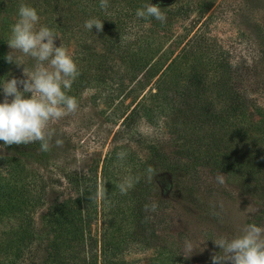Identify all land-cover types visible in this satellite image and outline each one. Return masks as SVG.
Listing matches in <instances>:
<instances>
[{
  "label": "trees",
  "instance_id": "16d2710c",
  "mask_svg": "<svg viewBox=\"0 0 264 264\" xmlns=\"http://www.w3.org/2000/svg\"><path fill=\"white\" fill-rule=\"evenodd\" d=\"M150 2L165 13V23L136 17L148 0H0L5 27L23 3L63 43H76L75 81L104 87L116 127L100 166L92 168L68 160L55 137L48 152L39 151V142L6 147L35 166L0 162V222L14 224L6 245L21 262L142 264L126 259L136 250L155 252L147 264H175L159 234L163 210L172 195L195 202L201 168L233 178L264 215V107L253 96L264 82L252 83L249 63L207 35L203 18L214 0ZM90 18L103 20L102 30L85 29ZM5 55L1 50L0 76L9 69ZM140 121L163 127L173 147L137 131ZM128 177L133 186L122 194L118 185Z\"/></svg>",
  "mask_w": 264,
  "mask_h": 264
},
{
  "label": "rangeland",
  "instance_id": "374dc122",
  "mask_svg": "<svg viewBox=\"0 0 264 264\" xmlns=\"http://www.w3.org/2000/svg\"><path fill=\"white\" fill-rule=\"evenodd\" d=\"M203 20L207 21V35L221 43L233 59L246 60L249 63L252 83L264 82V62L258 55L262 45L260 38L264 36L259 31L262 30L260 25L264 23V0H214L212 9ZM176 29L181 31L179 25ZM10 35L11 26L5 27L0 19V51L3 50L5 54L11 51L7 44ZM55 43L56 46L61 45L75 61L76 43H63L59 38ZM14 55L24 66L17 68L14 64H8L7 73L0 76V79L24 78L23 67L29 71L33 69L35 62L30 57L18 51ZM105 93L102 85L96 86L87 78L76 80L67 94L75 95L77 110L49 125L55 130V140L63 141V154L69 155L68 160L72 157L80 169L92 168L96 163L100 166L110 147L111 130L116 127L110 122L105 107ZM253 96L264 107V88ZM135 126L137 131L148 138L157 137L167 150L173 147L169 134L163 127L161 129L159 125H150L145 121H140ZM3 161L27 170L35 168L33 164L12 155L6 147L0 146V162ZM217 176L221 177L222 183L217 180ZM198 179L195 202H187L172 195L168 197L163 210L164 217L160 223L159 234L171 248L176 259L175 264H211L213 254H222V250L219 252L213 240L231 239L239 235L247 224L264 228V215L259 203L253 196L241 192L233 178L220 171L201 168ZM159 181L162 182L159 187L164 189V180ZM57 191H64L63 187H59ZM43 211L44 209L37 210L35 218L38 221ZM13 226L14 224L0 222V264H31L26 260L21 262L24 257L17 258L14 249L6 245ZM188 242L192 244L194 252L185 258L187 254L184 253V247ZM155 255L154 251L131 250L126 254V259L147 264L148 259Z\"/></svg>",
  "mask_w": 264,
  "mask_h": 264
},
{
  "label": "clouds",
  "instance_id": "9594fccd",
  "mask_svg": "<svg viewBox=\"0 0 264 264\" xmlns=\"http://www.w3.org/2000/svg\"><path fill=\"white\" fill-rule=\"evenodd\" d=\"M136 17L153 18L165 23L167 17L162 9L150 0L136 10ZM40 15L36 8L21 3L17 20L11 26L7 41L11 49L3 59L17 68L24 64L14 55L16 51L30 57L35 63L31 71L23 67V77L0 79V144L3 148L11 145H28L39 142V151L48 152L55 130L49 125L68 113L75 112L77 99L68 95L73 82L79 75L78 67L71 55L60 45L56 46L58 35L48 26L39 25ZM39 25V27H37ZM100 31L103 20L90 18L84 28ZM10 74V73H9ZM7 76V75H6ZM63 143L56 139L57 146ZM126 153H117L123 160ZM148 173L153 169L149 167ZM217 180L222 183L220 176ZM133 186L131 177L125 178L118 188L122 194ZM155 210V206L152 207ZM222 254H213L211 264H264V228L256 224L245 225L239 235L231 239L213 240ZM194 252L190 242L185 244V258Z\"/></svg>",
  "mask_w": 264,
  "mask_h": 264
}]
</instances>
